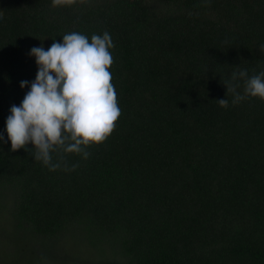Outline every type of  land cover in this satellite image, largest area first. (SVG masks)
Listing matches in <instances>:
<instances>
[{"label":"trees","instance_id":"obj_1","mask_svg":"<svg viewBox=\"0 0 264 264\" xmlns=\"http://www.w3.org/2000/svg\"><path fill=\"white\" fill-rule=\"evenodd\" d=\"M72 31L112 36L121 116L50 171L6 118L30 50ZM262 44L264 0H0V264H264V100L222 83L264 71Z\"/></svg>","mask_w":264,"mask_h":264},{"label":"clouds","instance_id":"obj_2","mask_svg":"<svg viewBox=\"0 0 264 264\" xmlns=\"http://www.w3.org/2000/svg\"><path fill=\"white\" fill-rule=\"evenodd\" d=\"M75 2L52 0V6L63 7ZM204 2L208 4L210 0ZM114 48L107 31L93 34L90 40L72 31L62 36V42L53 41L47 50L42 45L33 47L29 55L35 57L37 65L35 80L21 104L11 106L6 118L11 150L24 148L50 171L61 168L74 171L78 167L68 165L66 154L88 159L91 153L86 148L104 143L121 116L110 71ZM260 48L264 49V44ZM222 83L232 97L233 106L248 98L264 100V71L253 75L247 69L233 71ZM28 85V81H21L19 86L23 89ZM216 102L221 108L229 107L228 98ZM29 143L33 146L31 150L26 148Z\"/></svg>","mask_w":264,"mask_h":264}]
</instances>
